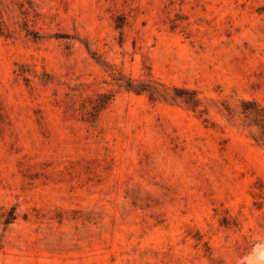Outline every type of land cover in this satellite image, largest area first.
<instances>
[{"label": "rangeland", "instance_id": "1", "mask_svg": "<svg viewBox=\"0 0 264 264\" xmlns=\"http://www.w3.org/2000/svg\"><path fill=\"white\" fill-rule=\"evenodd\" d=\"M262 241L264 0H0V264Z\"/></svg>", "mask_w": 264, "mask_h": 264}, {"label": "clouds", "instance_id": "2", "mask_svg": "<svg viewBox=\"0 0 264 264\" xmlns=\"http://www.w3.org/2000/svg\"><path fill=\"white\" fill-rule=\"evenodd\" d=\"M239 264H264V241L256 243Z\"/></svg>", "mask_w": 264, "mask_h": 264}]
</instances>
